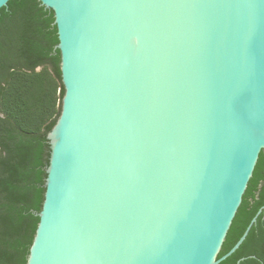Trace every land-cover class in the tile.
Returning a JSON list of instances; mask_svg holds the SVG:
<instances>
[{
	"label": "water",
	"instance_id": "water-1",
	"mask_svg": "<svg viewBox=\"0 0 264 264\" xmlns=\"http://www.w3.org/2000/svg\"><path fill=\"white\" fill-rule=\"evenodd\" d=\"M38 1L63 93L25 264L232 254L264 211L218 256L264 150V0Z\"/></svg>",
	"mask_w": 264,
	"mask_h": 264
},
{
	"label": "trees",
	"instance_id": "trees-1",
	"mask_svg": "<svg viewBox=\"0 0 264 264\" xmlns=\"http://www.w3.org/2000/svg\"><path fill=\"white\" fill-rule=\"evenodd\" d=\"M53 13L38 0L0 8V264H25L42 200L45 133L63 89ZM39 68V69H37ZM264 203V150L218 256L237 241ZM264 264V211L239 247L218 264Z\"/></svg>",
	"mask_w": 264,
	"mask_h": 264
},
{
	"label": "rangeland",
	"instance_id": "rangeland-1",
	"mask_svg": "<svg viewBox=\"0 0 264 264\" xmlns=\"http://www.w3.org/2000/svg\"><path fill=\"white\" fill-rule=\"evenodd\" d=\"M37 69H39V68H37Z\"/></svg>",
	"mask_w": 264,
	"mask_h": 264
}]
</instances>
